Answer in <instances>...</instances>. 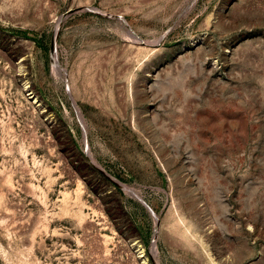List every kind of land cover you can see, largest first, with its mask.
Returning a JSON list of instances; mask_svg holds the SVG:
<instances>
[{"label": "rangeland", "instance_id": "rangeland-1", "mask_svg": "<svg viewBox=\"0 0 264 264\" xmlns=\"http://www.w3.org/2000/svg\"><path fill=\"white\" fill-rule=\"evenodd\" d=\"M144 262L264 264V0H0V264Z\"/></svg>", "mask_w": 264, "mask_h": 264}, {"label": "bare ground", "instance_id": "bare-ground-1", "mask_svg": "<svg viewBox=\"0 0 264 264\" xmlns=\"http://www.w3.org/2000/svg\"><path fill=\"white\" fill-rule=\"evenodd\" d=\"M28 88V86H27ZM33 92V91H32ZM31 94V91H28V95ZM31 99H33V102H37V100H35V96H31ZM140 249V246H138V250ZM139 253V252H138ZM141 253V252H140ZM145 263V262H144ZM146 264V263H145Z\"/></svg>", "mask_w": 264, "mask_h": 264}]
</instances>
